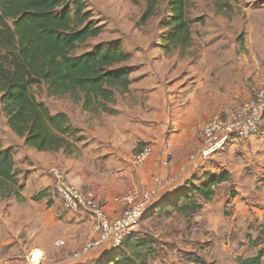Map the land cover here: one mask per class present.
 <instances>
[{"label":"crops","instance_id":"1","mask_svg":"<svg viewBox=\"0 0 264 264\" xmlns=\"http://www.w3.org/2000/svg\"><path fill=\"white\" fill-rule=\"evenodd\" d=\"M193 25L192 46L184 51H165L162 37L167 30L159 32L147 23L133 27L130 40L120 41L133 70L129 91L116 96L111 105L114 114L99 117L71 101L67 107L47 105L52 114H66L78 130L81 140L73 154L39 152L13 134L12 142L3 148L12 152L22 191L21 200H0V234L10 232L0 241V264L10 263L4 247L7 239L29 240L19 254L38 252L43 256L41 264H93L111 252L105 244L71 258L90 223L82 213L62 210L57 200L48 202L53 167L65 171L72 185L93 190L104 201L109 219L121 209L115 195L129 189L156 187L157 201L162 202L191 177L226 170L230 180L215 188L212 200L203 202L198 214L183 218L197 225L198 233L191 237L194 245L201 240L226 241L227 245L221 244L225 253L217 250L218 256L243 255L240 242L259 232L264 222V127L248 140L229 141L206 160L189 157L202 144L203 124L222 107L245 102L250 96L247 78L254 77L256 86L264 83V74L246 67L241 46L229 40L233 35L224 16L213 12ZM115 40L121 39L110 41ZM238 81V88L233 87ZM144 145L151 146V155L136 164L133 157ZM93 175L106 176L112 188L92 185Z\"/></svg>","mask_w":264,"mask_h":264},{"label":"trees","instance_id":"2","mask_svg":"<svg viewBox=\"0 0 264 264\" xmlns=\"http://www.w3.org/2000/svg\"><path fill=\"white\" fill-rule=\"evenodd\" d=\"M162 1L168 8L163 49L190 48L193 40L188 0ZM145 3L137 26L154 16L159 0ZM102 32L83 0H0V106L8 128L23 138L26 146L39 152L62 150L71 155L79 140L68 116L52 114L36 99L33 87H43L48 96H68L86 113L114 114L110 106L116 96L129 91L133 70L127 65L129 53L121 49L120 40H115L76 54ZM18 175L11 150L0 142V200H21ZM230 178L226 170L205 171L191 177L162 202L157 201L149 211L190 218L201 211L203 202L212 200L215 188ZM259 229L264 239V222ZM152 245L149 239L132 233L121 246L93 264H146ZM236 264H264V246L253 256L237 258Z\"/></svg>","mask_w":264,"mask_h":264},{"label":"rangeland","instance_id":"3","mask_svg":"<svg viewBox=\"0 0 264 264\" xmlns=\"http://www.w3.org/2000/svg\"><path fill=\"white\" fill-rule=\"evenodd\" d=\"M83 2L92 11L95 21L102 27L103 32L97 38L91 39L76 54L87 52L93 46L103 41L117 38L121 39V42L130 40L127 38L132 34L133 27L137 26L146 5L145 0H137L136 4H132L129 0H83ZM213 12L216 16H224L226 18L228 33L233 35L229 40L233 39L241 46V50L247 58L246 67L250 69L254 67L255 74L258 72V74L263 75L264 0H188L187 18L190 20L191 27L194 26L195 22L203 21L207 15ZM200 15H202L201 18ZM167 21V5L162 0H159L155 14L149 19L147 24L152 28H158L160 32V30H164ZM121 49L123 51L126 50V46L123 44ZM247 79V89L249 94H251V89L254 87L256 81L252 76ZM239 83L241 81L233 83V87L236 86L238 88ZM33 93L36 99L46 106L67 107L69 105L68 102L71 101L68 96H48L43 87H33ZM230 98L235 99V96H230ZM231 106L233 105L224 106L216 113ZM98 116L101 117L102 113H99ZM13 137L14 135L7 127L6 118L0 106V141L2 147L10 144L14 139ZM77 137L79 139L77 142H80L81 137L79 135ZM90 178L93 180L91 184L100 189L106 190L107 188H112L106 176L93 175ZM89 186L91 187V185ZM122 194L115 195L114 199L119 198ZM46 196L50 203H53L54 200L58 201L53 194L52 185L47 189ZM96 196L105 205L104 201L97 194ZM151 212H146L139 226L133 232L135 237L146 238L153 243L151 251L147 253L146 264H234L235 259L250 256L264 246V239L256 231L253 237L248 236L249 240H242L240 242L239 248H243V255L241 257L235 255V258H232L228 254H224L221 257L216 254V251L223 250V253H225V250L221 248V244L224 242L227 245L226 241L201 240L194 245L191 237L195 233H198V231L196 229L197 225L193 221L190 222L175 213L165 216L159 211ZM6 235H10V232H1V243L6 238ZM28 242L29 240L24 239L6 240L4 247L7 251L6 259L10 261V263L7 261L8 264H41L43 256L38 252L36 260H34L35 254H19L27 246ZM0 247L3 246L0 244ZM213 252L214 254H212Z\"/></svg>","mask_w":264,"mask_h":264},{"label":"built area","instance_id":"4","mask_svg":"<svg viewBox=\"0 0 264 264\" xmlns=\"http://www.w3.org/2000/svg\"><path fill=\"white\" fill-rule=\"evenodd\" d=\"M264 127V83L254 86L248 99L236 107H226L211 116L201 128V146L194 149L189 160L199 157L206 160L222 151L229 141L248 140L257 135ZM152 152L150 145H144L134 155L136 164L146 161ZM52 189L62 210L82 213L88 219L91 228L85 234L80 249L72 259L107 244L110 249L122 245L139 226L141 219L157 202V189H130L115 202L121 206L119 214L109 219L105 205L89 188L72 185L68 175L60 168L50 169ZM159 183V182H158ZM157 183V184H158Z\"/></svg>","mask_w":264,"mask_h":264},{"label":"bare ground","instance_id":"5","mask_svg":"<svg viewBox=\"0 0 264 264\" xmlns=\"http://www.w3.org/2000/svg\"><path fill=\"white\" fill-rule=\"evenodd\" d=\"M38 255H35V258H34V260H36L38 257H37Z\"/></svg>","mask_w":264,"mask_h":264}]
</instances>
